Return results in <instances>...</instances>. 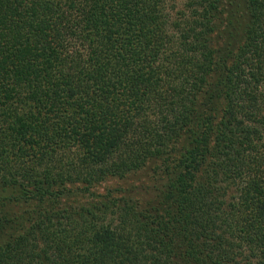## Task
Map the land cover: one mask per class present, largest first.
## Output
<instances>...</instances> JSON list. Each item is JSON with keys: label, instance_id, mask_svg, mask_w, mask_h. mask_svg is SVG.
Returning <instances> with one entry per match:
<instances>
[{"label": "trees", "instance_id": "16d2710c", "mask_svg": "<svg viewBox=\"0 0 264 264\" xmlns=\"http://www.w3.org/2000/svg\"><path fill=\"white\" fill-rule=\"evenodd\" d=\"M0 264H264V0H0Z\"/></svg>", "mask_w": 264, "mask_h": 264}, {"label": "rangeland", "instance_id": "374dc122", "mask_svg": "<svg viewBox=\"0 0 264 264\" xmlns=\"http://www.w3.org/2000/svg\"><path fill=\"white\" fill-rule=\"evenodd\" d=\"M138 183H144L145 185L150 183L147 170L138 171L135 174L129 175L123 179H109L108 181L101 183L99 186H97L96 189L93 190L101 192L103 191V189L106 188H113L119 185Z\"/></svg>", "mask_w": 264, "mask_h": 264}]
</instances>
